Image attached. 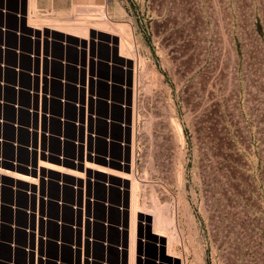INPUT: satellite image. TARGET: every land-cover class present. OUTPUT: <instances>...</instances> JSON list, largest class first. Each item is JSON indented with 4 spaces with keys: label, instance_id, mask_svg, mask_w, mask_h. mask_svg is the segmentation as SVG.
Segmentation results:
<instances>
[{
    "label": "rangeland",
    "instance_id": "rangeland-1",
    "mask_svg": "<svg viewBox=\"0 0 264 264\" xmlns=\"http://www.w3.org/2000/svg\"><path fill=\"white\" fill-rule=\"evenodd\" d=\"M33 3L35 7L29 9L31 24H50L63 31L75 30L81 22L83 27L96 26L103 19L92 6L99 7L116 30L112 25L107 28L111 26L124 35L127 47L123 45V55L137 58L136 77L132 72L124 73L118 58L119 38L108 46L110 37L93 32V37L105 43L96 47L101 61L86 59L84 51L74 62L73 77L54 75L61 93L56 95L54 82L50 89L51 97L63 94L69 102L64 107L68 119L76 117L75 101L83 104V119L84 105L95 95L96 112L112 121L109 128L105 121L97 125L100 134L109 133V150L107 142L100 143L98 149L105 156L108 153L110 161L98 159L95 165L119 176L132 174L138 184V210L153 214L157 207L172 221L167 232L174 234L173 241L167 245L166 238L152 234V217L136 219L133 264H264V0ZM90 9L97 18L81 15ZM94 45L91 41L90 58L96 53ZM29 82L23 80L26 86ZM9 96L12 94L7 93ZM29 98L24 94L21 100L29 103ZM35 98L36 104L38 95ZM50 110L60 115L62 104L52 99ZM52 128L60 131V123L53 121ZM65 133L73 137V128L65 127ZM52 149L58 150L57 142ZM65 151L72 157L74 148L68 146ZM2 153L12 155L8 147ZM20 159L28 161V156L21 153ZM1 163L0 169L7 174L34 179L26 174V168L14 170L9 163ZM47 163L62 167L58 159ZM62 168L72 170L74 166L65 164ZM80 171L82 167L77 172L84 173ZM102 174L99 178L110 180L107 182L112 185L111 201L123 208V216L118 209L108 210L111 224H121V230L112 227L108 231L109 241L121 245V250L108 249V259L114 264H128L130 181L122 183L118 177ZM8 177L0 175V264L11 260L6 245L11 241L7 226L12 218L11 179L21 182ZM23 200H17V208L25 207ZM97 217L105 218L99 207ZM64 218L73 220L69 212ZM25 221L19 214L17 222L23 225ZM72 235L67 229L63 239L68 242ZM101 235L97 231V236ZM16 241L22 245L25 238L19 233ZM167 249L180 260L165 255ZM65 250L69 253L64 260L69 261L73 255ZM96 253L99 255L100 250ZM24 256L17 258L19 264Z\"/></svg>",
    "mask_w": 264,
    "mask_h": 264
},
{
    "label": "built area",
    "instance_id": "built-area-1",
    "mask_svg": "<svg viewBox=\"0 0 264 264\" xmlns=\"http://www.w3.org/2000/svg\"><path fill=\"white\" fill-rule=\"evenodd\" d=\"M28 21V0H0V166L1 162H5L12 165L14 170L26 168V174L37 180L31 185L16 183L8 177L11 179L10 189L13 194L10 206L12 218L7 225L11 233V241L6 243L11 251L8 264H19L17 253L25 255L24 262L20 264H114L108 259V249L121 250V245L117 246L109 241L108 231L112 227L121 230V224L120 227L111 224L108 210L118 209L123 216V208L121 205H114L110 199L109 191L112 185L107 182L110 180L105 177L106 181L101 180L100 172L84 173L82 179L76 180L69 175L60 177L53 171L44 172V169L39 167L41 162L58 159V165L63 167L65 164H71L74 166L72 170L76 171L82 167L80 172H83L85 162L95 165L98 159H104L109 163V154L105 156L98 148L100 143L107 142L109 150L110 136L109 133L100 134L97 125L105 121L109 128L112 121L96 112L95 95L89 96L92 101L89 99V103H85L83 119L80 116L83 104L78 101L74 102L76 117L67 118L64 107L69 102L63 94L59 98L51 97L50 89L56 80L53 65L57 62L66 69L70 64L66 59H59L54 55V45L58 43L66 48L70 45L71 37H65L61 33L58 35V32L47 26L30 25ZM91 40L96 43V52V47L101 41L97 37ZM25 41L29 45L28 49L23 47ZM76 48L78 51H85L88 60L101 61L97 52L94 57H89L91 50L88 40H83V44H78ZM118 58L121 59L120 67L124 73L132 72L134 76L136 56L128 65L122 64V57ZM24 60L28 61L26 67L23 65ZM10 75L13 78L11 81L7 78ZM25 78L30 81L28 86L23 84ZM61 81L68 84L66 80ZM7 93L12 96L7 97ZM24 94L30 95L29 103L22 102ZM52 99L62 104L60 115L51 114ZM53 121L60 123V131L53 130ZM68 126L73 128V137H68L65 133V127ZM56 142L58 150L54 151L52 145ZM68 146L74 148L72 157L65 153ZM6 147L12 152L10 157L3 156L2 151ZM21 153L28 156V161L20 159ZM120 164H125L124 158ZM52 186L56 188V195L51 192ZM67 191L71 193L70 200L65 197ZM20 196L24 198L25 207L17 208ZM53 207L56 209V215H51ZM98 207L104 210L105 218L97 217ZM65 211L70 212L73 219L71 222L65 220ZM19 214H23L26 220L23 225L17 222ZM120 220L122 222L123 218L120 217ZM51 228H54L55 235H51ZM67 229H71L73 233L68 242L63 239ZM98 230L102 234L100 237L97 236ZM19 233L25 238L22 245L16 241ZM52 249L54 255H51ZM65 249L73 255L69 261L64 260ZM98 249L99 255L96 253Z\"/></svg>",
    "mask_w": 264,
    "mask_h": 264
},
{
    "label": "bare ground",
    "instance_id": "bare-ground-1",
    "mask_svg": "<svg viewBox=\"0 0 264 264\" xmlns=\"http://www.w3.org/2000/svg\"><path fill=\"white\" fill-rule=\"evenodd\" d=\"M33 1L34 0H28V6H29V8H28V20H29V18H30V15H29V12H30V14H31V11L29 10L30 9V7H32L33 5H34V3H33ZM33 8V7H32ZM88 8V7H87ZM99 7H97V6H92V9H94L95 11H98L97 13H98V15H99V17H101L103 20H100V24L97 22V25L96 26H92V27H83L84 25H82V22H81V24H80V27L78 26L79 24H75V25H77L78 27H75L74 29L75 30H72V31H66L65 29V31H63V30H60L59 28H55V27H52V26H50V24L47 26V25H44V26H47L49 29H51L52 31H56V32H58V33H61V34H63L64 36H66V37H74V38H77L79 41L80 40H83V39H91V38H96V36L95 37H93L92 35H93V32L94 33H100V34H104V35H107L108 37H110V40H109V46H113V44L115 43V39L114 38H119V48H120V54L118 55L119 57H122L123 58V60H122V62H123V64H125V65H128V64H131L130 62H131V60H134V57L133 58H130V56L128 55V56H124L125 55V53H123L122 51L123 50H125V49H123L124 48V46H126V45H124V41H123V34H121L120 32H117V31H114V30H116V29H114L115 27L113 26V24L112 23H110L109 22V17L107 16V14L106 13H104L103 11H101L100 9H98ZM76 9V8H75ZM92 9H90V10H88V11H81V15H86L87 16V18H90L91 20H93V19H95L94 18V15L96 14V13H91L92 11H94V10H92ZM91 11V12H90ZM37 14V13H36ZM97 15V14H96ZM95 15V16H96ZM97 15V16H98ZM32 16V15H31ZM85 16V17H86ZM97 16H96V18H97ZM86 18V19H87ZM89 20V19H88ZM98 20V19H97ZM30 21V20H29ZM28 21V23L30 24V25H33V24H31L30 22ZM35 21V20H34ZM50 21V20H49ZM47 22V21H46ZM77 22V21H76ZM34 23H36V22H34ZM52 25V24H51ZM63 25V24H62ZM68 25H70V24H68ZM108 25H112V27H113V29H110V27L109 28H107V26ZM34 26V25H33ZM38 26V25H37ZM67 26V25H66ZM72 26V25H71ZM61 27V26H60ZM69 28H71L70 26H68ZM117 32L116 34L114 33V32ZM121 31V30H120ZM120 33V34H119ZM120 36V37H119ZM125 38V37H124ZM124 45V46H123ZM127 47V46H126ZM130 52V51H129ZM124 54V55H123ZM129 54H131V53H129ZM87 55V54H86ZM127 55V54H126ZM87 59V58H86ZM135 76V75H134ZM136 77V76H135ZM135 77L133 78V81L135 80ZM136 81V80H135ZM136 83V82H135ZM135 83H134V85H135ZM86 84V83H85ZM133 88L132 89H134V86H132ZM133 91V90H132ZM134 96V95H133ZM132 96V97H133ZM133 99V98H132ZM132 105V104H131ZM132 107V106H131ZM133 114V113H132ZM132 118V117H131ZM132 120V119H131ZM132 124H134L133 122H132ZM132 126V125H131ZM133 127H134V125H133ZM132 127V128H133ZM178 127V126H177ZM133 130V129H132ZM133 132V131H132ZM132 137V136H131ZM132 139H133V137H132ZM132 141V140H131ZM133 142V141H132ZM133 145V144H132ZM133 150V148H131V151ZM133 153V152H132ZM133 158H131V160H132ZM131 166V165H130ZM39 167L40 168H42V169H44V170H46V172H48V171H55V172H57L59 175H61V177H63L64 175H69V176H72L73 178H75L76 180H78L80 177H81V175H83L85 172L86 173H88L89 171H91L92 173L93 172H96V171H98V172H101V173H103L104 175H106V177H110V176H114V177H118L120 180H121V182L122 183H124L125 181H130L129 183H130V188H129V195H130V205H129V233H130V237H128L129 239H130V249L128 250V252L130 251V259H129V262H132L131 264H133V256H135L133 253H134V237H135V235H134V233H135V230H136V228H135V226H136V219L137 218H142V219H145V217L146 216H150V217H152L151 219L153 220V226H154V231H153V233L152 234H154V235H156L157 237H162V238H166L167 240V245L168 244H170L173 240H172V237H173V235H172V233H170V234H168V232H169V226H171V220L170 219H168L167 217H165L164 215H163V213H162V211L160 210V208H157V207H154V209H153V214H150V213H145L144 211H146V212H148L147 210H144V211H140V210H138V206H137V194H136V191H137V185H136V182H135V180H133L134 178H133V176H132V174H130L129 176L130 177H125V176H119L118 174H116V173H114V172H112V171H108V170H106V169H104V168H100V167H97V166H95V165H93V164H90V163H88V162H85V164H84V166H83V174H81V173H79V172H77V171H73V170H67V169H64V168H62V167H60V166H55V165H53V164H49V163H47V162H41L40 164H39ZM6 174H5V173ZM135 172V171H134ZM7 173H9V172H6V171H4V170H1L0 169V175H8V176H10L11 178H13L14 180H20V181H24V182H26V183H28V184H34L33 183V181L32 180H34V179H31L30 177H27V176H23V175H20V174H17V173H13V174H7ZM81 178H83V177H81ZM140 189V188H139ZM144 206V205H143ZM141 208V207H140ZM143 208V207H142ZM143 215V217H141L140 215ZM152 226V227H153ZM168 231V232H167ZM152 232V231H151ZM173 232V231H172ZM158 239V238H157ZM172 240V241H171ZM172 245V244H171ZM168 248V247H167ZM169 249V248H168ZM167 249V252H166V254L165 255H167L168 257H170V258H172V259H178V260H180V258L179 257H177L176 255H173L172 254V252L171 253H169V250ZM175 251V250H174ZM129 258V257H128ZM131 260V261H130ZM130 264V263H129Z\"/></svg>",
    "mask_w": 264,
    "mask_h": 264
},
{
    "label": "crops",
    "instance_id": "crops-1",
    "mask_svg": "<svg viewBox=\"0 0 264 264\" xmlns=\"http://www.w3.org/2000/svg\"><path fill=\"white\" fill-rule=\"evenodd\" d=\"M105 0H70V3L71 4H75V5H92V4H100V3H102V2H104ZM34 6V5H33ZM35 7V6H34ZM36 9V8H35ZM66 37V36H65ZM74 38V37H73ZM83 40H85V39H83ZM83 40H78L77 38H74V39H72V38H70L69 39V42H70V45L68 46V47H66V48H63L60 44H55L54 45V48H53V53H54V55L57 57V58H59V59H66L70 64L66 67V69H63L62 68V66H61V64L60 63H55L54 65H53V73H54V75H56V77L57 78H60V77H69V76H71V77H73V75H74V70H73V65H74V62H75V60L76 59H81V57L83 56V52H81V51H78V49L76 48V46L78 45V44H80V45H82L83 44ZM86 41H87V39H86ZM91 39H88V45H89V47H90V45H91ZM101 44H104L105 45V43L104 42H101ZM108 44H110L109 42H108ZM107 44V45H108ZM109 46V45H108ZM23 47L25 48V49H28L29 48V45H28V43L25 41L24 42V44H23ZM109 51H110V48H109ZM110 54H113V50L112 51H110L109 52ZM111 56V55H110ZM12 61V60H11ZM27 64H28V61H26V60H24L23 61V65L26 67L27 66ZM123 64V63H122ZM10 77H12L11 75H10ZM24 80V79H23ZM53 87L54 88H56V90H57V92H56V95H59L61 92H60V88H59V85H58V83L57 82H54L53 83ZM52 87V88H53ZM70 92V91H69ZM59 109H58V107L55 109V111H58ZM71 113V112H70ZM71 128V127H70ZM44 172H46V170H44ZM48 172H51V171H48ZM53 172H55V171H53ZM57 173V172H56ZM58 174V173H57ZM58 176H60L61 177V175H59L58 174ZM64 177V176H63ZM21 182H23V181H21ZM18 183H19V181H18ZM24 183H26V182H24ZM51 192H52V194L53 195H56V188H55V186H52V189H51ZM65 197H66V199L67 200H70L71 199V193H70V191H67L66 192V194H65ZM19 199H24L22 196H20L19 197ZM24 201V200H23ZM69 211H65L64 212V216H65V214L66 213H68ZM70 213V212H69ZM51 215H56V209L53 207L52 209H51ZM19 217V216H18ZM99 218H103V217H99ZM66 231V230H65ZM65 231H64V233H65ZM98 231H100V230H98ZM50 233H51V235H55V231H54V228H51V231H50ZM99 250V249H98ZM97 250V251H98ZM65 251H67V250H65ZM64 251V253H63V256H65V254L66 253H69V252H65ZM19 255L21 256L22 254L21 253H17V258L19 257ZM51 255H54V249H52V251H51Z\"/></svg>",
    "mask_w": 264,
    "mask_h": 264
}]
</instances>
